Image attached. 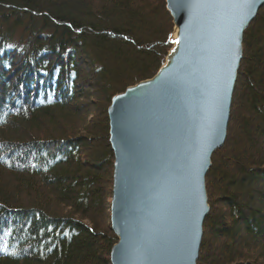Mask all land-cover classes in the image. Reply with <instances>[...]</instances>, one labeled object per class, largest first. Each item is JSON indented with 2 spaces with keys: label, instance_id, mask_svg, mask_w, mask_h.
Wrapping results in <instances>:
<instances>
[{
  "label": "trees",
  "instance_id": "1",
  "mask_svg": "<svg viewBox=\"0 0 264 264\" xmlns=\"http://www.w3.org/2000/svg\"><path fill=\"white\" fill-rule=\"evenodd\" d=\"M149 4L0 0V264H112L108 108L156 74L173 29ZM243 49L198 264H264V7Z\"/></svg>",
  "mask_w": 264,
  "mask_h": 264
},
{
  "label": "water",
  "instance_id": "2",
  "mask_svg": "<svg viewBox=\"0 0 264 264\" xmlns=\"http://www.w3.org/2000/svg\"><path fill=\"white\" fill-rule=\"evenodd\" d=\"M170 48L150 78L112 98V264H198L206 176L224 146L254 0H165Z\"/></svg>",
  "mask_w": 264,
  "mask_h": 264
},
{
  "label": "rangeland",
  "instance_id": "3",
  "mask_svg": "<svg viewBox=\"0 0 264 264\" xmlns=\"http://www.w3.org/2000/svg\"><path fill=\"white\" fill-rule=\"evenodd\" d=\"M155 1L156 0H150V4L149 5H154V3H155ZM151 15H153V16H156V14L155 13H152ZM174 28V27H173ZM171 32H173V29H172V31ZM95 100V99H94ZM231 109H232V107H231ZM231 117V116H230ZM229 123H230V121H229ZM228 127H229V125H228ZM73 135L74 136H77V137H84V138H87V139H91V135L88 133V132H84L82 129L80 130V129H78L75 133H73ZM92 140H95V137L94 136H92ZM222 148V147H221ZM220 148V149H221ZM87 157V156H86ZM110 202H111V198H108V203L110 204ZM222 210L224 211H226V208H224V207H222ZM102 229V228H101Z\"/></svg>",
  "mask_w": 264,
  "mask_h": 264
},
{
  "label": "snow or ice",
  "instance_id": "4",
  "mask_svg": "<svg viewBox=\"0 0 264 264\" xmlns=\"http://www.w3.org/2000/svg\"><path fill=\"white\" fill-rule=\"evenodd\" d=\"M254 0H245L243 7L250 8Z\"/></svg>",
  "mask_w": 264,
  "mask_h": 264
}]
</instances>
